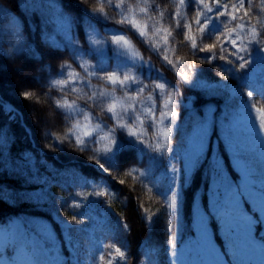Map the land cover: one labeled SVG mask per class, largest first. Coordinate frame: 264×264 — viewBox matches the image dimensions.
<instances>
[{"label":"snow or ice","instance_id":"1","mask_svg":"<svg viewBox=\"0 0 264 264\" xmlns=\"http://www.w3.org/2000/svg\"><path fill=\"white\" fill-rule=\"evenodd\" d=\"M96 3L99 7L89 15V20L95 21L96 24L104 27L105 25L102 22L111 18L105 12L102 0H96ZM107 3L115 15L120 17L118 24L128 25L129 27L106 32L105 35L112 37L109 42L102 40L96 27L89 22L88 29L85 32L84 45L81 46L79 40L73 44L72 63L76 65V68L83 69L84 76H81L75 69L70 70V64H61L57 72V76L60 78L50 80L49 91L59 89L61 93L60 98L55 99V108L61 110L63 119L71 121L74 117L82 115L84 121L87 122L83 125L84 132L82 136L76 134L82 127L80 120L77 119L61 137V140L74 142L75 149L81 154L94 151L96 155L89 157V159L94 161L95 166L102 174H111L118 172L119 157L127 149L137 148L139 159L142 160L143 156L147 155L143 148L145 136L154 133V142L150 140L147 147L153 153H158L159 156H149L148 167L138 169L133 166L124 175L133 179H140L142 183H147L153 167H156L157 164H163L165 166L164 173L170 179L166 184L159 187L158 194L163 197L167 214L171 216L173 213L178 212L180 193L177 191V179L179 178L180 181L179 187L183 188L185 184L189 183L190 174L207 159L210 146L209 129L212 121L208 117L203 120L196 119L194 125L199 132L197 147L187 160L181 159V166L177 168L173 160L174 151L181 140L180 127L176 125L177 113L174 104V94L177 89L175 85H168L171 91L167 92V98L163 105L164 110H161L159 93L166 91L167 81L152 84L153 79L159 81L162 77L159 74L156 78L152 77L151 73L154 70V65L143 59L140 52L134 47L132 40L128 37V33L135 29L140 38L138 42H147L152 51H163V60L172 67H177L179 60L173 62L167 54L168 51H175L176 49H162L148 38V31H151L153 36L162 32L164 34L162 37L164 44L168 45L170 43L169 37H172L173 32L170 27H163L161 23L165 19V12L158 11L157 0H133V7H127L126 0H119L115 5H112V0H107ZM0 4L7 6V0H0ZM192 5L198 6L194 23L197 26L196 31L201 34L199 42L192 34V24L184 23V17L181 16V10ZM45 6L54 15L57 25L62 28L66 27L70 34V27L73 22L71 17L53 8L51 0H41V2H34L31 5H28L27 0H25L26 11L31 9L33 14ZM17 8H19V3ZM116 9H123V11L116 12ZM149 12L157 14L160 18L159 21L156 19V15H149ZM259 12L264 13V0H261ZM137 16L146 18L143 26L135 19ZM225 16L230 19H222ZM253 16H257V12L252 0H234L231 4L228 0H213L211 5L206 3L205 0H178V3H175V13L168 12L167 14L170 25L173 20L176 22V28L178 29L176 35L183 37L180 43L184 47L190 45L192 50L190 54L207 53L209 55L200 57L205 63H213L218 57L227 64L233 65V67H229L224 71L234 78L237 86L232 87L227 83L217 84L222 86L218 91L226 97L228 101L226 105L234 113H239L244 109L249 114L257 95L264 98V89H254L251 82L256 58H264V17H258L256 24H252L251 18ZM18 20L19 27L16 23H13L12 26L13 44L9 46L6 52L0 49V52H3L5 56L25 51L31 53L32 51L27 48L22 31L26 16L24 19L18 18ZM148 21L152 22L151 27H149ZM235 21L239 22L230 26ZM156 24H160V27H156ZM214 35L216 36L215 42L204 43L205 40L210 41ZM105 48L110 53L108 56L105 55ZM225 52L227 55L224 54ZM85 57L93 60L94 63L89 64ZM77 59H79V63H77ZM194 67V65H188L189 70L194 69ZM145 69L147 70L146 79L148 83L141 79L144 76L143 70ZM178 75L185 84H190L193 88L199 80L190 78L183 71V68H181ZM221 76L224 81H228L229 75H223L222 73ZM93 78L100 87H96L92 83ZM202 82L205 85L209 84L206 81ZM109 85L112 86L110 90ZM201 89L207 90L210 95H218L207 88ZM72 93H76V96L71 102L69 99L64 98ZM145 93H147L146 96ZM20 95L24 100H29L34 94L31 91H23ZM245 96L247 99H245ZM76 99H84L89 108L99 109L101 113L106 114V119L114 123L115 126L109 128L103 120L98 119L94 114L90 116L88 112L77 106ZM4 110L10 114V119H15V116L11 114L14 110L10 106H5ZM228 123L230 124L231 121H228ZM161 125L163 127H160ZM141 128L143 131L140 130ZM157 128H159L158 132L155 131ZM174 128L178 137L173 135ZM262 131H264V122L259 127L252 122V135L261 144H264ZM93 133L99 135L100 141L105 142L102 149L89 148V145L94 146L99 142ZM125 133L127 134L126 137ZM174 139L176 140L175 146H173ZM223 139L226 150L231 153V163L235 170L239 172V177L229 178L220 156H214L208 161L212 175L210 190L213 184H216L218 189L216 197L208 198L205 208L202 209L199 206L196 208L198 216L202 219L206 218L203 246L208 248L214 245L219 253V258L212 261L211 264H249V260L257 250L264 253V237L257 239L258 228L264 227V180H261L257 185L252 153L237 144L231 135L227 139L225 137ZM5 145H7V151L11 155L14 148V138L7 131L0 128V158L3 157ZM166 152L172 153V155L165 158ZM20 159L31 164L33 157L29 160L28 154H22ZM169 165L171 166L169 167ZM119 183L124 184L125 180L120 179ZM85 186L87 185L85 184ZM100 187L106 188L107 185H101ZM220 189L223 190L222 195H220ZM96 195L103 197L110 195V192L98 188ZM253 200L257 201L256 206H253ZM76 206L79 207V202ZM214 208L216 212H213ZM213 218L212 227L218 228L220 232L223 231L224 233L222 241L219 240V237L214 241L213 232L210 231L209 221ZM75 223H79V217L76 218ZM168 223L170 224L171 221L169 220ZM122 227L125 231L129 230L126 223ZM64 231L67 233L65 243L72 248L73 255L76 257L74 264H85L89 260H91V264H95V258L92 252H89V240L81 243L75 235L81 229L68 226ZM43 239L46 247L54 249V245L50 244L52 237H44ZM91 242L94 243L93 240ZM218 243L219 247L217 246ZM103 246L95 245V248L99 251ZM107 247L115 253L112 259L107 260V264H113V259L117 257L119 258L117 264H121V262L122 264H128L129 256L125 250H122L123 243L120 247L115 246V243L109 244ZM179 248L180 245L176 243V236L169 229L168 250L171 264H177ZM148 251L154 254L156 250L149 248ZM16 252L17 247L14 244L0 246V264H17ZM100 261L103 264V255L100 256ZM57 264H73V261L64 260L57 262Z\"/></svg>","mask_w":264,"mask_h":264},{"label":"trees","instance_id":"2","mask_svg":"<svg viewBox=\"0 0 264 264\" xmlns=\"http://www.w3.org/2000/svg\"><path fill=\"white\" fill-rule=\"evenodd\" d=\"M34 2L41 0H27L28 5ZM51 3L53 8L71 17L73 22L70 34L66 27L57 25L54 15L46 6L33 14L31 9L26 11L25 0H7V6L0 4V28L12 34L13 23L19 27L18 18L24 19L26 16L22 31L38 53L35 58L9 57L0 53V96L16 107L22 115V120L18 115L15 119H10V114L0 105V128L14 138L11 155L5 145L3 157L0 158V224L19 217L27 231L39 237L43 244L44 237H52L50 244L54 245V249L45 247L49 250L54 264L64 260L71 262L69 258L72 255L65 243L67 233L64 232L63 224L81 229L75 235L81 243L89 240V252H92L95 264H101V255L104 256L103 264H107V260L115 256L114 251L107 247L113 243L117 247L123 243L122 250L129 256L128 264H171L168 250L169 229L181 247L188 238L196 234V208H205L208 198L211 199L212 175L208 161L214 156H220L229 178L239 177L220 136V126L230 121L233 111L226 105L228 101L220 94V89H208L218 94L210 95L207 90L185 84L178 75L181 70L176 71L163 64L145 42H138L140 38L135 31L128 33L143 59L154 65L153 74H159L168 85H175L177 89L175 93L184 120L179 126L181 140L176 147L181 159L188 152L196 119L203 120L208 117L212 121L207 159L190 174L189 183L183 188L179 187L178 212L169 216L165 204L161 205L142 182L124 175L137 159L133 148L127 149L119 157L118 172L104 175L93 166V162L88 163L90 159L80 154L69 142L63 141L58 148L51 143L50 136L61 138L65 126L52 98L47 95L46 88L49 79L58 72L59 65L70 61V45L77 40L80 45H84L89 22L101 32L127 27L118 24L106 6L105 12L111 19L102 22L104 27L90 21L89 15L99 7L96 0H51ZM175 3L178 1L157 0L158 11L165 12V19L161 22L169 23L167 14L175 13ZM253 4L257 16H253L251 22L256 24L257 18L264 17V13L259 12V2ZM181 16L193 24L196 9L193 5L182 9ZM175 25L173 20L171 27L174 28ZM191 51L190 45H179L178 58L183 71L190 78L199 79L198 72L201 71L208 83L223 82L237 86L234 78L224 71L229 68L227 65L221 64L222 67L217 68L207 66L196 54H190ZM188 65L195 67L189 70ZM222 73L229 75L228 81L222 79ZM251 82L254 89H264V58L260 65H254ZM23 91H31L34 95L29 100H24L20 95ZM191 95L194 96L191 99L194 107L188 110L186 101ZM251 108L253 120L259 127L264 122V98L257 95ZM262 133L264 135V131ZM173 135L178 137L176 130ZM244 138L242 147L250 152L256 151L260 142L254 136ZM175 143L174 139V146ZM22 154H28L29 160L33 157L31 164L20 159ZM262 174L264 176V171ZM120 179H124L125 183L120 184ZM101 185L107 187H100ZM98 188L110 192V195H96ZM78 202L79 207L76 206ZM213 212L216 210L213 209ZM77 217L79 223H75ZM125 223L129 226L127 231L122 227ZM213 223L214 218L209 221L214 241L217 237L222 241L218 228L212 227ZM261 237H264V227L258 228L257 239ZM94 244L104 246L97 251ZM217 246L219 247V243ZM149 248L156 250L154 254L148 251ZM118 259H113V264H117ZM85 264H91V260Z\"/></svg>","mask_w":264,"mask_h":264},{"label":"rangeland","instance_id":"3","mask_svg":"<svg viewBox=\"0 0 264 264\" xmlns=\"http://www.w3.org/2000/svg\"><path fill=\"white\" fill-rule=\"evenodd\" d=\"M102 2L104 3V6H106L107 9L110 11V13L114 16V18L118 21L120 19V17L115 15V13L112 11V8L107 3V0H102ZM118 2H119V0H112V5H115ZM205 2L209 3L211 5L213 0H205ZM228 2H229V4H231L232 2H234V0H228ZM254 2L261 3V0H252V3H254ZM126 6L127 7H133L134 6L133 0H126ZM193 7L196 9V12H197L198 6L193 5ZM221 10L223 11V9H221ZM121 11H123V9H116V12H121ZM149 15H155V13L149 12ZM135 19L137 20V22L141 26H143L146 18L143 16H137V17H135ZM156 19L159 21L160 18H158L156 16ZM214 19H215V17H214ZM222 19L227 20L230 18L225 16ZM187 21H188L187 19H184V23H186V24L189 23ZM237 22H239V21L232 22V24H230V26H233L234 23H237ZM148 23H149V27H151L152 22L148 21ZM161 23L163 24V27H170V30H172V32H173L172 37H169L170 43L168 45L164 44V41L162 38L164 34L162 32L157 33L155 36H153L151 31H148L146 29V31H148V38H150L153 42H155L158 45V47H160L162 49H164V48H175L176 49L175 51H168L167 54H168L169 58L171 60H173V62H176L177 60H179L178 49H179V45L181 44L180 41L183 39V37L182 36L178 37L176 35V32L178 31V29L176 28V25L174 28H172L169 23H165V22H161ZM125 26L129 27L128 25H125ZM155 26L160 27V24H156ZM196 27L197 26L193 22L192 34H193V36L196 37L197 41L199 42L201 40V34L196 31ZM221 27H223V26H221ZM113 30H116V29H106L103 32H101V31H98V32L100 33V37L102 40L110 42L112 37L110 35H105V33L111 32ZM132 31H135L136 34L138 35V32L135 29H133ZM24 39H25L27 48H30L32 50L31 53H28L25 51V52H21V53H15L9 57L35 58L38 55L33 44L27 39V37L25 35H24ZM215 40H216V36L214 35L210 41L205 40L204 43L207 44L210 42H215ZM13 42H14V36L8 30H6L4 28H0V49H3V51L6 52L9 48V46L13 44ZM145 44L150 49L149 44L147 42H145ZM81 46H83V45H81ZM113 47H115V46H113ZM229 48H230V45H229ZM217 51H218V49H217ZM152 52L155 55H157L159 57L160 61L163 64H165L166 66H168V67H170L176 71L181 70L182 65H181L180 61H179V65L177 67H172V65L167 64V62L163 60V55H164L163 51H161V52L152 51ZM0 53L3 54V52H0ZM109 54L110 53H109L108 49L105 48V55L108 56ZM224 54L227 55L226 52ZM69 55H70V61L67 64L71 65L70 70L75 69L76 71H78L81 74V76H84L83 69L82 68H76V65L72 63L73 44H71L69 47ZM196 55L200 58L204 55H209V54L197 52ZM85 59L87 60V62L89 64L94 63L93 60L87 59V57H85ZM261 60H262V58L257 57L256 63L254 65H260ZM79 62H80L79 59H77V63H79ZM221 64H225L228 67H233V65L227 64L225 61L220 60L218 57L214 60L213 63H206L207 66H210L213 68H217V66H220ZM143 71H144V76H142L141 79L144 80L145 83H148V80L146 79L147 70L145 69ZM198 74H200L199 80H201V81L198 80L196 82V84H195L196 88H207V89H212V88L221 89L222 88V86L220 84H217V83H209V84L205 85L202 82V81H205V77H206L205 74H203V72H201V71H199ZM151 75L153 78L157 77L153 74V72L151 73ZM53 78L59 79L60 77L57 76V73H56L55 76H53L51 79H53ZM51 79H49V81H48L46 93L49 97L52 98L53 104L55 106V99L60 98L61 93H60L59 89H57L56 91H52V92L49 91V83H50ZM155 82H164V80L161 79V80L157 81L156 79H153L152 84H154ZM92 83L96 87H100V85L97 84V82L95 81L94 78L92 80ZM218 83H223V82H218ZM230 86H232V85H230ZM111 87H112L111 85L108 86L109 90L111 89ZM232 87H234V86H232ZM170 91H171V88H169L168 84H166V91L159 93L160 97H161V99L159 101L161 110H164L163 109L164 101L167 98V92H170ZM117 95H119V93H117ZM146 95H147V93H145V96ZM75 96H76V93H72L69 96L64 97V98L69 99V101L71 102L75 98ZM245 99H247L246 96H245ZM75 103L77 104V106L81 107L86 112H88L90 116L94 114L98 119L103 120L104 123L107 124V126L109 128H112L115 126L114 123H112L106 119V114L101 113L99 109L89 108L88 103L84 99H76ZM174 104H175L176 113H177L176 125L180 126L184 120L182 118L181 106H180V102L176 96V93L174 94ZM138 107H139V105H138ZM191 107L193 108L194 105L192 104ZM57 110L59 111V113L62 117L63 124L65 126V130L63 132V135L69 130V128H71V125L73 123H75L77 119H79L82 127L80 130H78L76 132V134L82 136L83 132H84L83 125L87 123L86 121H84L83 116L81 115L79 117H74L71 121H65L63 119L62 114H61V110H59V109H57ZM252 112H253L252 108L250 109L249 114L244 109H242L239 113L233 112L231 119H230L231 123L230 124L229 123L223 124L220 126V136L222 137V139H223V137H225L227 139L231 135L233 137V139L235 140V142L242 146L241 143L243 141H245V138H244L245 136H253L252 135V122H254V120L252 117ZM157 123H158V121H157ZM160 127H163V125H161ZM140 130L143 131L142 128ZM155 131L158 132L159 128H157ZM174 131H175V128L173 129V133H174ZM198 134H199L198 129L196 127H194L191 138L189 139L188 152L183 157L184 160H187L192 155V153L195 151V149L197 147ZM209 134H210V130H209ZM63 135L61 137H63ZM93 135L96 137L97 141H99V142L96 143L94 146L89 145V148L94 147L95 149H102L104 147L105 142L100 141V137L96 133H93ZM126 135L127 134L125 133V137H126ZM154 135H155L154 133H150V134L145 136V144H144L143 148H144V151L147 153V155L143 156L142 160L139 159L138 149L133 148L135 153H136L137 159L128 168V170H130L131 167H133V166L137 167L138 169L146 168L149 166V156H152V155H155L157 157L159 156L158 153H153L152 150L147 147L148 142L150 140H152L154 142ZM261 135L264 136L262 132H261ZM50 138H51V143L55 144V146H54L55 148L60 147L61 144L63 143V141L69 142L75 148V144L72 141L61 140V138H58V137L52 136V135L50 136ZM173 146H174V144H173ZM227 153L231 159V153L229 151H227ZM251 153L253 155L254 162H255V178L257 180V185H259L260 181L264 180V176L262 174V171H264V144L260 143L259 147H257L256 151L251 152ZM83 154L87 158L94 157L96 155V153L94 151L85 152ZM170 155H172V153L166 152L165 158H167ZM173 160L176 163V167L179 168L181 166L180 165L181 157H180V155L176 149H175L174 154H173ZM90 162H93V166L98 169V167L95 166L93 160H90L88 163H90ZM170 166L171 165H169V167ZM235 171L239 175V172L237 170H235ZM164 172H165V166L163 164H157L156 167H153L152 173L150 174V176L148 178V182L143 183L146 186V188L148 189L149 193L151 195H153V197L161 205H164L165 203H164L163 197L158 194V189L161 185L166 184L170 179ZM138 180L141 182L140 179H138ZM179 183H180V181L178 178L177 179V191L179 189ZM217 189H218V186L216 184H213L212 189H211V199L217 196ZM222 194H223V190L220 189V195H222ZM256 203H257V201L253 200V206H256ZM205 223H206L205 218L202 219L201 217L198 216V214L196 212L195 213V231H196V234L194 237L188 238L182 244V246L179 248L177 264H211L212 261L219 258V253L216 250L214 245H212L208 248H204V246H203V239H204V235H205ZM63 227L66 229L67 225L63 224ZM220 234L223 238V235H224L223 231L220 232ZM4 244H14L17 247V252L15 255V259L17 261V264H54L51 256L49 255V252H48L49 250L45 247V245L43 244L42 240L39 237H37L33 234H30L27 231V227L25 226L22 218L13 217V218L9 219L5 224H0V246H2ZM67 248L70 251V254L72 255L71 256L72 258L70 257L69 259H71V261H73V264H74L76 257L73 255V250L69 246H67ZM249 264H264V253L257 250L252 255L251 259L249 260Z\"/></svg>","mask_w":264,"mask_h":264},{"label":"water","instance_id":"4","mask_svg":"<svg viewBox=\"0 0 264 264\" xmlns=\"http://www.w3.org/2000/svg\"><path fill=\"white\" fill-rule=\"evenodd\" d=\"M187 107L191 108V102L190 101L187 102Z\"/></svg>","mask_w":264,"mask_h":264},{"label":"built area","instance_id":"5","mask_svg":"<svg viewBox=\"0 0 264 264\" xmlns=\"http://www.w3.org/2000/svg\"><path fill=\"white\" fill-rule=\"evenodd\" d=\"M4 106H6V105L4 104Z\"/></svg>","mask_w":264,"mask_h":264}]
</instances>
